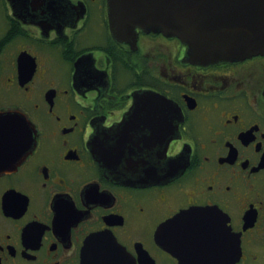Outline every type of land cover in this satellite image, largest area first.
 <instances>
[{
    "label": "flooded vegetation",
    "instance_id": "flooded-vegetation-1",
    "mask_svg": "<svg viewBox=\"0 0 264 264\" xmlns=\"http://www.w3.org/2000/svg\"><path fill=\"white\" fill-rule=\"evenodd\" d=\"M136 31L113 35L108 0H0V264H179L161 241L183 232L264 264V53ZM160 160L167 180L119 177Z\"/></svg>",
    "mask_w": 264,
    "mask_h": 264
},
{
    "label": "water",
    "instance_id": "water-1",
    "mask_svg": "<svg viewBox=\"0 0 264 264\" xmlns=\"http://www.w3.org/2000/svg\"><path fill=\"white\" fill-rule=\"evenodd\" d=\"M108 11L110 27L116 38H129L137 33V27L146 31H162L178 36L188 45L191 58L200 62L237 60L264 53V0H108ZM141 106L140 102L133 106L132 117L139 114ZM170 106L171 103L160 95V107ZM128 121L124 119L118 123L117 129L122 131ZM165 149L166 143L161 145L160 156ZM99 159L104 167L111 164L103 154ZM112 163L118 167L122 161ZM174 165V161L163 163L160 160L158 176L144 178L125 174L119 177L127 182L164 181L172 176L171 166ZM183 227V230L187 228ZM181 235L190 238L183 241L165 238L161 241L179 259V264H233L237 259L232 255H207L204 260L199 248L201 241L195 240L188 232Z\"/></svg>",
    "mask_w": 264,
    "mask_h": 264
}]
</instances>
